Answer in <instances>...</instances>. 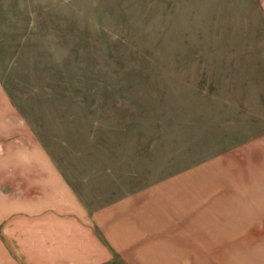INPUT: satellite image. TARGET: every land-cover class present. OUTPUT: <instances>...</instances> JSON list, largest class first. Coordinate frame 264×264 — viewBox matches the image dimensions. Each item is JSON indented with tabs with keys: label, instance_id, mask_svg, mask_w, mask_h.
Segmentation results:
<instances>
[{
	"label": "rangeland",
	"instance_id": "rangeland-1",
	"mask_svg": "<svg viewBox=\"0 0 264 264\" xmlns=\"http://www.w3.org/2000/svg\"><path fill=\"white\" fill-rule=\"evenodd\" d=\"M44 176L156 187V264H264V0H0V208Z\"/></svg>",
	"mask_w": 264,
	"mask_h": 264
},
{
	"label": "crops",
	"instance_id": "crops-1",
	"mask_svg": "<svg viewBox=\"0 0 264 264\" xmlns=\"http://www.w3.org/2000/svg\"><path fill=\"white\" fill-rule=\"evenodd\" d=\"M42 179L0 208V264H156V187L90 211L60 176Z\"/></svg>",
	"mask_w": 264,
	"mask_h": 264
},
{
	"label": "clouds",
	"instance_id": "clouds-1",
	"mask_svg": "<svg viewBox=\"0 0 264 264\" xmlns=\"http://www.w3.org/2000/svg\"><path fill=\"white\" fill-rule=\"evenodd\" d=\"M261 228H264V225H260Z\"/></svg>",
	"mask_w": 264,
	"mask_h": 264
}]
</instances>
